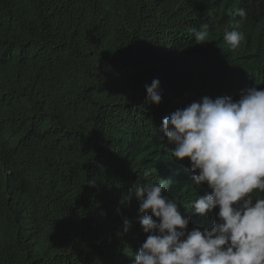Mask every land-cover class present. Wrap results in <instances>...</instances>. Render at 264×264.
Returning a JSON list of instances; mask_svg holds the SVG:
<instances>
[{
  "label": "trees",
  "instance_id": "1",
  "mask_svg": "<svg viewBox=\"0 0 264 264\" xmlns=\"http://www.w3.org/2000/svg\"><path fill=\"white\" fill-rule=\"evenodd\" d=\"M250 87L264 89V0H0V264H133L147 236L133 185L171 181L182 214L209 191L160 141L163 119ZM217 211L189 210L188 230Z\"/></svg>",
  "mask_w": 264,
  "mask_h": 264
},
{
  "label": "clouds",
  "instance_id": "2",
  "mask_svg": "<svg viewBox=\"0 0 264 264\" xmlns=\"http://www.w3.org/2000/svg\"><path fill=\"white\" fill-rule=\"evenodd\" d=\"M229 11L241 19L247 15L244 8ZM239 24L223 35L233 50L245 40ZM191 31L197 44L206 43L207 26ZM145 89L146 103L159 105V80ZM162 132L160 141L166 138L164 144L175 161L189 162L193 184H206L209 191L182 214L178 203L164 195L171 181L157 176V183L133 185L125 200L137 201L139 223L147 234L133 264H264V196L252 195L264 193V89L247 88L236 100L205 96L193 101L165 117ZM88 183L94 186L95 180ZM214 209L217 222L210 230H188L189 210L206 217ZM130 227L125 218L123 233Z\"/></svg>",
  "mask_w": 264,
  "mask_h": 264
}]
</instances>
